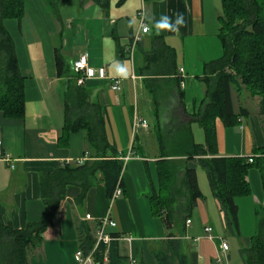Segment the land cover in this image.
<instances>
[{"label":"crops","instance_id":"1","mask_svg":"<svg viewBox=\"0 0 264 264\" xmlns=\"http://www.w3.org/2000/svg\"><path fill=\"white\" fill-rule=\"evenodd\" d=\"M77 1L78 17H61L62 22L55 18L59 28L51 42V65L48 57L39 68H30L24 74L19 62L22 75L30 74L32 78L25 81V118L8 119L0 113L1 151L11 158L10 163L0 159V222L21 230L28 223L42 221L48 209L41 199V176L53 173L63 163H79L88 157L84 131L71 134L67 148L58 144L64 126L66 80L58 76L54 52L55 48H61L70 67L80 55L87 53L90 67L103 71L107 77L87 80L83 86L90 92V101L105 106L108 138L125 163L123 196L109 200L104 185H98L89 191L80 207L75 202L81 189L69 187L55 225L44 234V242L30 263L78 264L75 256L80 251L81 224L90 226L95 235L99 220L112 216L117 227L107 228V233L119 238L131 237V244L123 240L115 244L122 256L129 258L132 254L140 264H160L157 254L166 252L171 240L182 242L181 252L189 264H247L243 249L251 246L256 229L255 210L264 206L258 168H252L246 178L251 195L236 199L241 236L243 227H248L245 247L240 244L243 237L227 234L224 213L212 194L206 173L207 181L197 171L203 199L189 217L190 224L183 219L179 203L174 205L171 229L152 211V198L160 189L157 163L163 155L159 142L161 130L169 137L172 126L174 130L189 126L194 142H205L204 132L193 118L199 114L205 96L202 81L205 65L223 55L218 35L223 0H109L106 6L91 0ZM176 13H182L185 21L179 31L152 28L161 16L174 20ZM143 19L149 28L146 34L141 33ZM130 21H135L133 27H129ZM137 33L142 41L131 55L130 47ZM114 61L125 62L130 69L129 77L121 79L118 92L112 90L111 79H120L111 69ZM173 82L181 83L182 102L176 94L169 98L162 91L156 97L159 88L162 90ZM260 100L248 92L242 95L233 92L235 109L243 107L249 115L240 117V124L235 127L216 120L219 157L264 159V115L260 113ZM135 112L149 127L140 129L134 136ZM197 128L201 130L199 141ZM171 160L183 167L186 157L177 155ZM87 215L92 220H86ZM207 227L229 243L230 252L221 260L219 243L208 239Z\"/></svg>","mask_w":264,"mask_h":264},{"label":"trees","instance_id":"2","mask_svg":"<svg viewBox=\"0 0 264 264\" xmlns=\"http://www.w3.org/2000/svg\"><path fill=\"white\" fill-rule=\"evenodd\" d=\"M44 1L54 17L62 22L59 3L63 0ZM91 1L106 6L109 0ZM24 4L25 0H0V113L15 120H22L26 115L25 78L20 70L16 44L5 22L21 20ZM219 24L223 55L205 65L202 78L205 96L199 114L193 118L202 128L205 142L196 144L189 126L186 129L177 128V131L172 126L169 137L161 130L159 142L163 155L157 163L160 189L152 198V211L155 216L163 218L167 229H171L174 205L179 203L183 219L189 220L198 202L203 199L197 175L199 166L205 171L212 194L224 213L227 234L241 239L236 199L251 195L246 178L254 167L260 171L264 190V159H255L253 164H249L247 158L219 157L215 124L220 119L225 126L235 127L240 124V117L249 115L243 107L235 109L233 92L238 95L248 92L252 97H259L260 113L264 115V0H223ZM54 53L58 76L66 80L63 92L64 126L58 144L67 148L71 134L84 131L88 157L83 164L63 163L53 173L41 176V199L48 209L42 221L28 223L21 230L0 222V264H31L34 252L44 242V234L55 225L69 187L81 189L75 202L80 207L84 205L89 191L98 185H104L109 200L113 199L119 186L123 187L125 163L108 138L105 106L90 101L89 90L77 85L78 76L66 63L61 48H55ZM170 63H174L172 56ZM180 84L173 82L162 90L159 88L156 97L162 91L169 98L176 94L182 102ZM177 155L186 157L183 167H178L171 160ZM255 217L256 229L251 246L243 249V255L247 264H264V206L255 210ZM169 236L174 237L173 234ZM112 237L115 239L117 235L112 234ZM115 242L112 241L109 246H98L94 252L95 264H128V257L121 255ZM79 243L85 256L95 248V235L87 224H81L79 228ZM181 249V241L171 240L166 252L157 254L159 263L189 264Z\"/></svg>","mask_w":264,"mask_h":264},{"label":"rangeland","instance_id":"3","mask_svg":"<svg viewBox=\"0 0 264 264\" xmlns=\"http://www.w3.org/2000/svg\"><path fill=\"white\" fill-rule=\"evenodd\" d=\"M79 13L77 0H63L59 3V14L62 18L78 17ZM5 23L8 32L16 44L17 55L19 56L22 69L24 68V74L27 73L26 71L29 72L30 68H39L41 63L47 60L48 57L49 64L51 65L50 52L53 49L51 42L59 25H57L58 23L52 10L49 9L44 0H25L22 19H10ZM23 77L25 81L27 77H29L28 79H32L30 74L27 77L23 75ZM199 131L201 132L197 128V141H199ZM197 171L199 174H204L207 181L204 170L198 166ZM254 220L256 228L255 216ZM247 228V226H244L242 230L243 239L240 244L243 247H245L244 240L248 235ZM249 237H251V232ZM230 242L236 246L232 241Z\"/></svg>","mask_w":264,"mask_h":264},{"label":"built area","instance_id":"4","mask_svg":"<svg viewBox=\"0 0 264 264\" xmlns=\"http://www.w3.org/2000/svg\"><path fill=\"white\" fill-rule=\"evenodd\" d=\"M149 28L146 26L144 19L142 20L141 23V33L142 34H146L148 33ZM142 41V36L140 33H137L132 40V45L130 47V54L132 55L133 51L136 49L137 45ZM73 72L78 76L77 79V85L78 86H83L87 80H91V79H106V75L103 71H97L95 69H93L92 67H90L89 64V55L87 53H84L82 55L79 56V58L73 63ZM182 73V71H181ZM112 82V90L115 92L120 91L121 89V79L118 78H114L111 79ZM182 86H184V84L182 83ZM149 125L148 122H146L145 120L141 119L138 114L135 112L134 114V119H133V135L135 136L140 129H148ZM1 146H2V142L0 140V159L10 163L11 162V158L10 156H5L2 151H1ZM126 160H129V157L126 158ZM254 156H249L247 158V162L249 164H253L254 163ZM86 160H82L81 162H79V164H83ZM13 168V166H12ZM123 196V189L122 187H118L116 189V191L114 192L113 195V199L112 201H114L117 198H120ZM86 220L90 221L92 220V217L87 215ZM191 221L188 220L187 224H190ZM117 227V223L115 222V220L112 218V216H107L101 220H99L98 222V227L96 229L95 232V239H96V245L95 248L93 250V252L90 255L85 256L83 254L82 251H79L76 256L75 259L77 261L78 264H95V260H94V252L96 251V249L98 248V246L100 244H104L109 246L110 243L112 241H118V240H123L129 244L132 243L133 239L131 237H117V238H113L112 235L107 233V228H116ZM206 235L208 237V239L212 240V241H216L219 243V249H220V258L219 260L223 259L224 257L227 256V254L230 252V246L229 243L220 237H217L214 235L213 229L212 228H206ZM128 264H140L138 262V260L131 254L128 258Z\"/></svg>","mask_w":264,"mask_h":264},{"label":"clouds","instance_id":"5","mask_svg":"<svg viewBox=\"0 0 264 264\" xmlns=\"http://www.w3.org/2000/svg\"><path fill=\"white\" fill-rule=\"evenodd\" d=\"M135 21L129 22V27H133ZM185 24L184 16L182 13H176L175 19L173 20L167 15H163L159 20H156L152 24V28L157 31L168 30L172 32L179 31L180 27H183ZM111 69L114 71L115 76L120 79H127L130 75V69L125 62L114 61L111 65Z\"/></svg>","mask_w":264,"mask_h":264},{"label":"water","instance_id":"6","mask_svg":"<svg viewBox=\"0 0 264 264\" xmlns=\"http://www.w3.org/2000/svg\"><path fill=\"white\" fill-rule=\"evenodd\" d=\"M71 68H73V64H71Z\"/></svg>","mask_w":264,"mask_h":264},{"label":"bare ground","instance_id":"7","mask_svg":"<svg viewBox=\"0 0 264 264\" xmlns=\"http://www.w3.org/2000/svg\"><path fill=\"white\" fill-rule=\"evenodd\" d=\"M120 187V186H119ZM208 228V227H207ZM206 232V231H205Z\"/></svg>","mask_w":264,"mask_h":264}]
</instances>
